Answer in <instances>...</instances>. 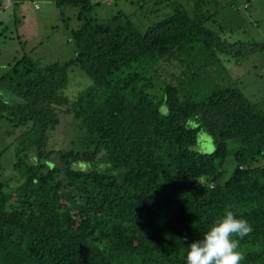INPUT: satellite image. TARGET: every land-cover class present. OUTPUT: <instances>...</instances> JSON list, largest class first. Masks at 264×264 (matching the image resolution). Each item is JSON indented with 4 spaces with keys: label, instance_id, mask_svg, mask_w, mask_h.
<instances>
[{
    "label": "trees",
    "instance_id": "1",
    "mask_svg": "<svg viewBox=\"0 0 264 264\" xmlns=\"http://www.w3.org/2000/svg\"><path fill=\"white\" fill-rule=\"evenodd\" d=\"M49 1L72 55L43 60L18 37L0 72V264H186L225 210L252 227L234 237L240 264H264V99L215 72L221 55H264V39L227 40L200 0H156L143 27L119 0ZM73 68L90 83L68 98ZM62 109L73 132L53 147Z\"/></svg>",
    "mask_w": 264,
    "mask_h": 264
},
{
    "label": "rangeland",
    "instance_id": "2",
    "mask_svg": "<svg viewBox=\"0 0 264 264\" xmlns=\"http://www.w3.org/2000/svg\"><path fill=\"white\" fill-rule=\"evenodd\" d=\"M155 1L119 0L118 6L143 27L158 14L155 13V15L150 11L156 7ZM167 1L179 3L186 10L195 1L199 2V0ZM32 2L37 3V8L33 7ZM142 2L145 7L140 8L139 5ZM200 2L204 4L202 8L213 13L212 28L224 34L227 40L260 41L264 39V0H200ZM243 3H246L245 7L242 6ZM115 10L116 7L111 5L103 6L98 8L96 13L101 18H105ZM63 12L71 16L73 9L64 8ZM75 24L73 19L69 21V26H75ZM18 37L20 41H24L23 47L26 51L32 49L34 56H42L43 60H63L72 55V45L65 41L67 33L58 17L57 9L49 0H2L0 6V72L20 49ZM215 68L220 78H234L237 86L248 98L264 99V55L256 53L241 58L238 63L232 59L226 60L225 56L221 55ZM171 69L175 71L174 67ZM89 83L90 80L86 75L79 69L73 68L68 72V83L64 93L68 98H72L76 92ZM72 132L71 116L62 109L58 113L57 124L49 133V143L53 147H65ZM3 138L0 132V141ZM195 147L201 152L211 151L213 148L211 136L198 135ZM11 159L10 154L4 155L3 174L10 173Z\"/></svg>",
    "mask_w": 264,
    "mask_h": 264
},
{
    "label": "clouds",
    "instance_id": "3",
    "mask_svg": "<svg viewBox=\"0 0 264 264\" xmlns=\"http://www.w3.org/2000/svg\"><path fill=\"white\" fill-rule=\"evenodd\" d=\"M252 232L251 225L225 210L208 226L203 236L187 244L186 264H240L244 256L239 240ZM187 239V238H185Z\"/></svg>",
    "mask_w": 264,
    "mask_h": 264
},
{
    "label": "built area",
    "instance_id": "4",
    "mask_svg": "<svg viewBox=\"0 0 264 264\" xmlns=\"http://www.w3.org/2000/svg\"><path fill=\"white\" fill-rule=\"evenodd\" d=\"M32 4H33V7H34V8H37L38 5H37L36 2H32Z\"/></svg>",
    "mask_w": 264,
    "mask_h": 264
},
{
    "label": "crops",
    "instance_id": "5",
    "mask_svg": "<svg viewBox=\"0 0 264 264\" xmlns=\"http://www.w3.org/2000/svg\"><path fill=\"white\" fill-rule=\"evenodd\" d=\"M243 4H246V3H243ZM243 4H242V5H243Z\"/></svg>",
    "mask_w": 264,
    "mask_h": 264
}]
</instances>
